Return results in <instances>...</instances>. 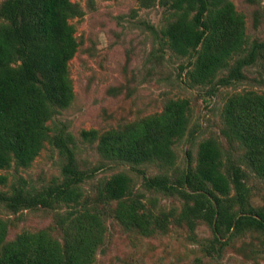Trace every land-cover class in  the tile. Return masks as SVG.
<instances>
[{"label":"rangeland","instance_id":"1","mask_svg":"<svg viewBox=\"0 0 264 264\" xmlns=\"http://www.w3.org/2000/svg\"><path fill=\"white\" fill-rule=\"evenodd\" d=\"M5 1L0 0V7ZM71 1L80 9V15L69 20L79 45L69 62L75 99L47 126L50 136H64L74 153L75 167L84 175L77 185L81 196L50 208L40 206L18 212L0 201V221L7 226L6 243L25 232L46 231L64 244L71 222L89 213L98 215L105 228L92 264H264V235L246 231L221 238L222 246L203 220L190 230L180 219L187 207H194V201L186 204L178 195L149 190L145 184V177L175 180L190 168L195 169L201 144L214 139L222 150L223 172L229 174L233 166L240 167L250 190L249 206L264 209V180L245 161L246 151L239 142L226 136L223 119L231 95L249 91L264 95V52L244 70L243 80L220 84L229 74L227 70L212 83L196 85L189 77L195 58L176 54L164 36L176 19L173 0ZM230 1L245 18L248 46L264 42V0ZM171 100L190 103L186 135L174 146L175 166H136L101 154L98 148L104 134L124 131L162 114ZM93 130L98 132L96 140L84 137V132ZM67 163L66 155L48 141L30 167H18L13 162L3 170L8 180L0 191L10 196L21 189L36 195L62 186ZM120 173L131 179L132 193L122 200L104 202L100 191ZM234 195L233 190L230 196ZM131 204L139 214L148 215L151 228L143 230L131 224L127 218ZM160 222L165 229L159 228Z\"/></svg>","mask_w":264,"mask_h":264},{"label":"trees","instance_id":"2","mask_svg":"<svg viewBox=\"0 0 264 264\" xmlns=\"http://www.w3.org/2000/svg\"><path fill=\"white\" fill-rule=\"evenodd\" d=\"M172 8L176 19L164 36L176 54L195 58L189 77L196 85L212 83L227 70L229 74L220 84L243 80L244 70L264 52V42L248 46L245 18L230 0H173ZM78 15L80 9L71 0H6L0 7V187L8 180L3 170L13 162L30 167L48 141L68 158L62 186L36 195L21 189L10 196L0 191V201L13 212L50 208L81 196L77 185L84 175L75 167L74 153L67 139L61 134L51 137L47 126L75 99L69 62L79 45L69 20ZM189 113L188 100H171L162 114L124 131L104 134L98 149L110 160L173 167L177 160L174 146L186 135ZM223 119L226 136L239 142L246 151L245 161L264 180V95L253 91L231 95ZM83 135L98 138L94 130ZM223 165L220 145L209 139L200 146L195 169L175 180L145 177V184L149 190L178 195L186 204L194 201V207H187L180 219L190 230L203 220L222 246L221 238L246 231L264 235V209L249 206L245 172L233 166L232 172L225 174ZM131 193V179L120 173L104 184L100 198L107 203ZM127 218L140 229L150 227L148 215L139 214L133 204ZM159 224L165 229V224ZM67 233L64 244L46 231L25 232L6 243L7 226L0 221V264H92L105 233L100 217L86 213L71 222Z\"/></svg>","mask_w":264,"mask_h":264}]
</instances>
